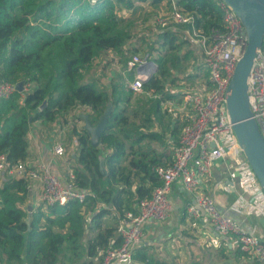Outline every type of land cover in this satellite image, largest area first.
<instances>
[{
	"label": "trees",
	"instance_id": "16d2710c",
	"mask_svg": "<svg viewBox=\"0 0 264 264\" xmlns=\"http://www.w3.org/2000/svg\"><path fill=\"white\" fill-rule=\"evenodd\" d=\"M175 1L194 17L201 33L224 29L220 0ZM165 2L170 5L171 0H0V80L35 85L0 101V153L14 163H27L35 121L56 123L70 110L84 107L94 123L108 103L113 104L100 146L92 145L84 126L73 130L79 142L73 171L79 186L89 192L84 203L72 200L46 208L40 204L30 210L29 180L0 176V264H98L101 250L121 244L120 218L163 183L156 168L173 162L183 129L164 120L168 111L163 103L184 97L165 86L174 60L149 52L158 61V71L144 91L158 98L140 103V108H133L134 91L122 74L109 86L87 80L86 74L103 52H124L133 35L126 11L136 15L145 4L158 7ZM187 28L191 24L167 28L157 33L155 42L174 50ZM204 78L209 88L207 69ZM101 155L106 174L100 168ZM134 259L158 264L148 247L137 248Z\"/></svg>",
	"mask_w": 264,
	"mask_h": 264
},
{
	"label": "built area",
	"instance_id": "2783aa9c",
	"mask_svg": "<svg viewBox=\"0 0 264 264\" xmlns=\"http://www.w3.org/2000/svg\"><path fill=\"white\" fill-rule=\"evenodd\" d=\"M220 6L224 29L213 30L209 35L194 27V17L184 13L175 0H171L167 13L154 15L156 33L176 25L191 24L192 28H187L184 32L202 50L203 65L209 71L211 86L184 93L187 121L179 145L174 149V160L167 166L156 168L163 183L154 188L150 197L138 200L134 210L126 212L120 218L117 231L121 244L116 246L112 243L101 250L98 264L136 263L134 255L143 238L145 225L151 221H164L170 216L173 210L170 192L176 184H180L193 197L186 207L189 218L208 217L219 236L230 238L253 260L264 263V240L221 212L211 196L200 192L202 179L211 176L216 163L228 158L238 171L249 196L248 200L240 196L238 206L264 217V189L236 136L227 106L228 88L247 47L248 34L241 17L234 9L223 0H220ZM127 67L135 71L134 80L130 83L134 92L143 91L144 85L158 68L156 62L149 60V53L144 57L141 52L130 58ZM14 91L15 83L0 80V101L8 98ZM26 91H30L28 82L25 84ZM248 96L253 118L264 139V41L248 77ZM54 153L64 155V146L55 144ZM0 174L39 182L41 200L45 206L65 205L72 200L84 203L89 194L79 186L73 170L69 172L67 181L63 182L48 164L30 166L23 161L14 163L5 153H0Z\"/></svg>",
	"mask_w": 264,
	"mask_h": 264
},
{
	"label": "crops",
	"instance_id": "0c3cea01",
	"mask_svg": "<svg viewBox=\"0 0 264 264\" xmlns=\"http://www.w3.org/2000/svg\"><path fill=\"white\" fill-rule=\"evenodd\" d=\"M163 5L165 4L163 3ZM183 34L189 38L186 32ZM174 94H179V92H174ZM182 99L178 97L172 100ZM172 100L163 103V110L168 111V114L165 113L164 120L171 119L172 125L178 124L184 127L183 124L187 121L185 107L177 104L175 106L176 115H174L169 111L168 105ZM55 125L56 123L41 120L33 123L29 132L30 151L27 164L30 166H36L40 163L48 164L51 171L59 176L63 182H66L69 172L78 165L79 142L77 137L72 135V145H74L75 150L72 151L71 155H69V151L67 152L68 145L64 155H56L54 146L62 143L57 139L59 136H57L55 129L50 130ZM182 130L181 128L179 131V137H181ZM169 141H173V136H170ZM0 176L2 175L0 174ZM29 185V199L38 197L42 203L40 183L29 181ZM200 192L211 196L221 212L238 221L247 231L264 240V217L250 212L243 206H238L240 196H244L246 200L249 199V196L245 192L238 171L233 167L230 159H222L213 166L211 176L202 179ZM170 198L173 205L170 216L164 221L148 222L138 246V248L148 247L155 253L158 264H264L255 262L241 252L230 238L219 236L208 217L189 218L186 214V207L193 197L180 184L173 187ZM92 214H88V220ZM135 262V264H144L136 260Z\"/></svg>",
	"mask_w": 264,
	"mask_h": 264
},
{
	"label": "rangeland",
	"instance_id": "374dc122",
	"mask_svg": "<svg viewBox=\"0 0 264 264\" xmlns=\"http://www.w3.org/2000/svg\"><path fill=\"white\" fill-rule=\"evenodd\" d=\"M165 5L154 7L149 4L143 5L136 15H131L130 12L126 11L125 14L128 17L127 26L132 27V38H130L124 47V52L116 50H109L103 52L101 56L97 57L90 64L89 70H87L86 79L96 80L101 86H109L114 80H118L120 74H122L126 82L129 84L134 80L135 71H131L125 65L134 54L142 52L143 56L146 57L149 52H152L153 57L169 58L174 60L172 75L167 78L165 86L170 92H179L184 94L189 90H204L208 87L206 83L205 67L203 65V54L202 50L194 45L190 37L180 34L176 41V48L169 50L167 45H163L162 42L156 43L157 33L154 31L153 18L156 14H165L169 11V5L167 2ZM170 27V26H169ZM190 39V40H189ZM137 50V51H136ZM150 61H154L152 56L149 57ZM158 66V61L156 62ZM158 71V68L153 74ZM133 73V77L129 74ZM152 74V75H153ZM195 75L200 77L194 78ZM28 82V81H27ZM30 91L35 88V85L31 82ZM158 98L156 93H146L143 89L141 92H134L132 96L133 108H140V103L143 105L151 98ZM182 100H172L168 103L169 111L176 115L175 106L185 105ZM87 109L84 107L74 108L70 110L61 120L56 121V125L50 130L55 129L58 134L57 139L63 144L64 148H67L69 155L74 151L75 147L72 145V135L75 133V128L81 131L84 126V121L79 118L81 114H85ZM66 120V122H64ZM98 120L94 122L97 124ZM73 132V133H72ZM77 137V136H76ZM68 145V146H67ZM39 204H43L39 201V198L29 199L27 205L36 207ZM44 205V204H43ZM46 208V206L44 205Z\"/></svg>",
	"mask_w": 264,
	"mask_h": 264
},
{
	"label": "water",
	"instance_id": "95a60500",
	"mask_svg": "<svg viewBox=\"0 0 264 264\" xmlns=\"http://www.w3.org/2000/svg\"><path fill=\"white\" fill-rule=\"evenodd\" d=\"M223 1L241 17L248 34L247 47L236 66L228 88L227 106L236 136L264 189V139L258 123L253 118L248 96V77L264 41V0ZM26 83V80L16 82V91L24 93ZM47 103L48 98L41 109H44ZM112 108L113 104L108 103L97 124L93 123L88 114L80 115L84 121V128L91 135V143L94 147L101 144V136L107 126ZM100 168L103 174L107 173L104 155L100 156ZM29 209L32 210V206H29Z\"/></svg>",
	"mask_w": 264,
	"mask_h": 264
}]
</instances>
